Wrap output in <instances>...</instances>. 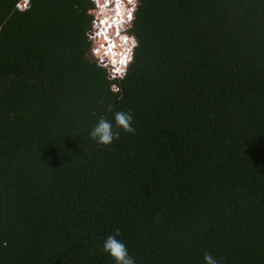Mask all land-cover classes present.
I'll return each mask as SVG.
<instances>
[{
  "label": "trees",
  "instance_id": "obj_1",
  "mask_svg": "<svg viewBox=\"0 0 264 264\" xmlns=\"http://www.w3.org/2000/svg\"><path fill=\"white\" fill-rule=\"evenodd\" d=\"M20 1L0 0V264H114L116 229L135 264H264V0H139L123 79L89 53L92 0ZM118 110L135 133L92 140Z\"/></svg>",
  "mask_w": 264,
  "mask_h": 264
},
{
  "label": "clouds",
  "instance_id": "obj_2",
  "mask_svg": "<svg viewBox=\"0 0 264 264\" xmlns=\"http://www.w3.org/2000/svg\"><path fill=\"white\" fill-rule=\"evenodd\" d=\"M94 3L99 4V0H93ZM114 2L116 5L117 15L121 16V23L128 24L131 27V22L134 20L133 12L139 7V0H104L102 8H107L109 3ZM119 36V31L116 33ZM122 42L123 52L120 54L119 64L122 67L116 68V73L123 79L126 75V70L130 62L134 60V49L139 46L138 40L135 35L119 36ZM116 55V54H114ZM113 91L119 92V88H113ZM109 107V111H111ZM132 114L127 111H115L113 113V120H108L106 117L101 116L97 123L91 128L89 137L100 145H109L114 140L120 137L119 131H114L116 128L122 129L124 132L135 133V128L132 126ZM120 230L116 229L114 234L108 235L103 241L102 250L106 252L114 261V264H135L134 258L129 255L125 243L118 239ZM205 264H218L216 258L210 253H205L203 257Z\"/></svg>",
  "mask_w": 264,
  "mask_h": 264
},
{
  "label": "built area",
  "instance_id": "obj_3",
  "mask_svg": "<svg viewBox=\"0 0 264 264\" xmlns=\"http://www.w3.org/2000/svg\"><path fill=\"white\" fill-rule=\"evenodd\" d=\"M126 2V0H125ZM93 3L91 29L87 32L90 41L89 53L96 59V62L106 67L112 77H119L116 73L117 67H122L118 62L120 54L123 52L122 42L119 36L127 34L128 24L121 23V16L117 15L114 2L109 3L107 8H102L104 0H99V4ZM26 6V0H21L17 7ZM119 31V36L116 33ZM116 54V55H114Z\"/></svg>",
  "mask_w": 264,
  "mask_h": 264
},
{
  "label": "rangeland",
  "instance_id": "obj_4",
  "mask_svg": "<svg viewBox=\"0 0 264 264\" xmlns=\"http://www.w3.org/2000/svg\"><path fill=\"white\" fill-rule=\"evenodd\" d=\"M22 7V6H21Z\"/></svg>",
  "mask_w": 264,
  "mask_h": 264
}]
</instances>
